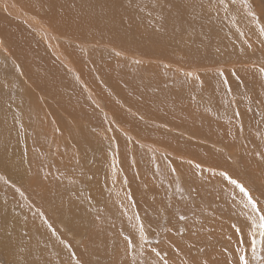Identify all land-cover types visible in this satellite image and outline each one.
Returning a JSON list of instances; mask_svg holds the SVG:
<instances>
[{
  "label": "rangeland",
  "instance_id": "obj_1",
  "mask_svg": "<svg viewBox=\"0 0 264 264\" xmlns=\"http://www.w3.org/2000/svg\"><path fill=\"white\" fill-rule=\"evenodd\" d=\"M0 103V264H264V0H0Z\"/></svg>",
  "mask_w": 264,
  "mask_h": 264
},
{
  "label": "bare ground",
  "instance_id": "obj_2",
  "mask_svg": "<svg viewBox=\"0 0 264 264\" xmlns=\"http://www.w3.org/2000/svg\"><path fill=\"white\" fill-rule=\"evenodd\" d=\"M14 4V3H13ZM2 8V7H1ZM12 9H14V8H12ZM11 9V10H12ZM17 10V9H16ZM12 12H14V11H12ZM21 13V12H20ZM18 15V14H17ZM10 18H12V17H10ZM16 18V17H15ZM13 19V18H12ZM17 20V19H16ZM31 25V24H30ZM39 26V25H38ZM40 27V26H39ZM50 45V44H49ZM195 65V64H194ZM8 80V79H7ZM16 103V102H15ZM1 104V103H0ZM163 125V124H162ZM170 129V128H169ZM1 149H4V148H1ZM10 153V152H9ZM15 154V153H14ZM23 157H25L24 155H23V153L22 152H19V154H17L16 155V161H18V159L17 158H23ZM10 158H12V157H10ZM10 158H6V159H4L3 161H2V164L3 163H7L9 160H10ZM22 160V159H21ZM26 163V162H25ZM26 165V164H25ZM22 169H23V167H21ZM26 168V167H25ZM161 170V169H160ZM26 172H28V171H26ZM44 198V197H43ZM29 205V204H28ZM43 209V208H42ZM87 213V212H86ZM55 221V220H54ZM17 223H15V225H16ZM22 226V225H21ZM26 229V228H25ZM14 239V238H13ZM213 244V243H212ZM2 246V245H1ZM20 246V245H19ZM18 246V247H19ZM2 249V248H1ZM2 250H4V249H2ZM13 250V249H12ZM8 254V253H7ZM41 257V256H40ZM14 258H16V257H14ZM9 259V258H8ZM24 259H26V258H24ZM10 260V259H9ZM32 260V259H31ZM22 261V260H21ZM31 262H33V260L31 261ZM35 262V261H34ZM24 263V262H23Z\"/></svg>",
  "mask_w": 264,
  "mask_h": 264
}]
</instances>
